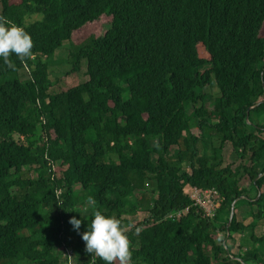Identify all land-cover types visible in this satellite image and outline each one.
Returning <instances> with one entry per match:
<instances>
[{"label":"trees","instance_id":"1","mask_svg":"<svg viewBox=\"0 0 264 264\" xmlns=\"http://www.w3.org/2000/svg\"><path fill=\"white\" fill-rule=\"evenodd\" d=\"M0 16L33 40L30 57L0 60V264H69V251L93 264L81 237L97 209L126 228L130 264H264V0H0ZM102 19L103 34L76 43ZM189 188L218 192L214 218ZM241 200L257 207L250 226Z\"/></svg>","mask_w":264,"mask_h":264},{"label":"clouds","instance_id":"2","mask_svg":"<svg viewBox=\"0 0 264 264\" xmlns=\"http://www.w3.org/2000/svg\"><path fill=\"white\" fill-rule=\"evenodd\" d=\"M32 48L31 35L23 27L0 16V60L12 67L10 56L15 55L24 60L31 56ZM87 203L93 208L96 206L92 197L88 198ZM68 222L79 233L82 220L72 217ZM81 238L85 242L86 252L94 258L93 264L97 257L104 264H115L116 261L119 264H130L132 260L127 230L115 215L102 213L98 209L94 211L91 223Z\"/></svg>","mask_w":264,"mask_h":264},{"label":"rangeland","instance_id":"3","mask_svg":"<svg viewBox=\"0 0 264 264\" xmlns=\"http://www.w3.org/2000/svg\"><path fill=\"white\" fill-rule=\"evenodd\" d=\"M108 22L109 21L107 19H102L101 21H99L93 25L87 26L82 32H80L77 35L76 43H81L92 35L99 36V35L103 34L106 31ZM262 36L264 37V29L262 31ZM198 49H199L200 57L202 59H206V60L210 59V57L206 53L203 46H199ZM70 50H71V45L67 44L56 53L55 58H54L55 61L52 64V68L55 69V75L52 76L53 80L56 81L57 79H60V77L63 75L62 72L65 68L64 61L69 60ZM22 75L27 77V72L24 71L22 73ZM61 86H62V84L59 83L58 87H61ZM58 87L56 84L54 90H56ZM204 94L207 96V101H208L206 104V109L211 111L214 108L216 99L220 95L217 85L213 84L211 87L207 88L204 91ZM193 110L194 109H190L189 113H191ZM263 123H264V120H263ZM216 145L219 146L220 143H218V141H217ZM223 157H224L225 163L230 164L233 167H238L241 164V160L235 155L230 144L225 145ZM245 163H246V165H248V161H246ZM138 185H140V184H138ZM152 188H153L152 185H149V186L145 185L144 186V190H147L148 192L151 191ZM76 190H80V188L77 187ZM142 193H143L142 190L138 191V192H136V196L139 197ZM256 194H257L256 190H253L251 192L250 196H251L252 200L256 197ZM237 210H238L237 215H238L239 222H243L244 219H246L247 226H250L254 223L253 213H257V211H256L257 207L251 206L249 204V201H247V200L246 201L241 200L237 204ZM147 216H148L147 213L143 212L142 210H139L137 215L134 218H131V223L143 221ZM251 231H248L245 234L244 233L236 234L234 236V239L229 242L233 248V254H235V255L239 254V252H240L239 249H241V248H243V250L249 249V247L251 246V241H250L251 240V238H250ZM254 234L257 237H261V236L264 237V222L262 225L258 226L255 229Z\"/></svg>","mask_w":264,"mask_h":264},{"label":"built area","instance_id":"4","mask_svg":"<svg viewBox=\"0 0 264 264\" xmlns=\"http://www.w3.org/2000/svg\"><path fill=\"white\" fill-rule=\"evenodd\" d=\"M187 195L190 200L198 207L202 208L206 216L209 218H214L217 213V209L220 207V197L217 191L215 190H201L198 188H189ZM185 212H179L177 214H171L170 219H177L182 216ZM69 264H73V252H68Z\"/></svg>","mask_w":264,"mask_h":264},{"label":"water","instance_id":"5","mask_svg":"<svg viewBox=\"0 0 264 264\" xmlns=\"http://www.w3.org/2000/svg\"><path fill=\"white\" fill-rule=\"evenodd\" d=\"M233 217H234V208H233V210H232V213H231V217H230V222H229V225H230V223L232 222V220H233Z\"/></svg>","mask_w":264,"mask_h":264}]
</instances>
